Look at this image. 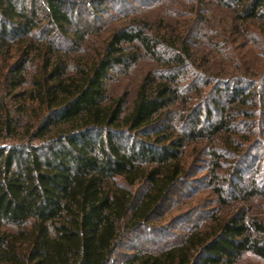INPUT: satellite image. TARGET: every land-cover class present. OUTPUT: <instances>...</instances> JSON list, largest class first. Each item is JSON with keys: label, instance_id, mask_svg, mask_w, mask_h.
<instances>
[{"label": "trees", "instance_id": "1", "mask_svg": "<svg viewBox=\"0 0 264 264\" xmlns=\"http://www.w3.org/2000/svg\"><path fill=\"white\" fill-rule=\"evenodd\" d=\"M0 138V264H264V0H0Z\"/></svg>", "mask_w": 264, "mask_h": 264}, {"label": "rangeland", "instance_id": "2", "mask_svg": "<svg viewBox=\"0 0 264 264\" xmlns=\"http://www.w3.org/2000/svg\"><path fill=\"white\" fill-rule=\"evenodd\" d=\"M220 59V58H219ZM221 60V59H220ZM223 64H225L226 65V61H223ZM4 142H7V140H4V139H1L0 138V144H2V143H4Z\"/></svg>", "mask_w": 264, "mask_h": 264}]
</instances>
